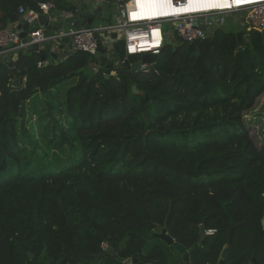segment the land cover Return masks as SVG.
<instances>
[{
    "label": "trees",
    "instance_id": "trees-1",
    "mask_svg": "<svg viewBox=\"0 0 264 264\" xmlns=\"http://www.w3.org/2000/svg\"><path fill=\"white\" fill-rule=\"evenodd\" d=\"M45 1L0 0V29ZM112 52L109 77L85 51L49 61L47 44L16 74L0 65V264H183L176 244L188 264L225 247L223 264H264V145L244 120L264 92V30L164 41L147 70L121 62L122 39ZM164 222L172 245L154 234Z\"/></svg>",
    "mask_w": 264,
    "mask_h": 264
},
{
    "label": "built area",
    "instance_id": "built-area-1",
    "mask_svg": "<svg viewBox=\"0 0 264 264\" xmlns=\"http://www.w3.org/2000/svg\"><path fill=\"white\" fill-rule=\"evenodd\" d=\"M91 1H107L110 3V0ZM132 1L134 0H126L123 5H118L119 9L116 12L115 20L108 21L104 25L80 27L78 29L56 32L51 35H47L44 32L42 25L37 26V21L41 15L48 16L55 10L53 1L40 2L38 4V10L25 9L20 6L18 8V14L32 27L28 30L25 40L20 36V30L16 28L17 23L0 29V58L3 61V58L6 56L12 59L18 50L41 46L49 41L56 42L63 40L64 37L69 38L72 51L80 50L96 55L97 35L100 36L104 49L103 55L107 57L110 55L111 44L102 40L103 37L107 38L109 36H103L104 31H107L108 34L117 32L120 39L124 41L126 52L124 59L128 55L143 52H151L156 55L165 39L170 38L171 40H175V36H178L181 41L192 42L197 39L208 38L215 27L226 24L228 15L236 13L242 14L244 19L242 18L241 25H245L246 30H264V0H241L239 4L235 0H227L228 3L225 7L200 12H186L174 17L157 18L136 13L134 11L136 6L129 5ZM184 1L170 0V2L177 5L184 3ZM59 16L72 20L74 12L60 11ZM199 19L203 20V25H205L204 30L201 28V23L198 22ZM165 25H168V27L165 28ZM154 40H158V46H154ZM121 62H124V60ZM149 68L150 65L148 64L141 63L140 65V70H147Z\"/></svg>",
    "mask_w": 264,
    "mask_h": 264
},
{
    "label": "water",
    "instance_id": "water-1",
    "mask_svg": "<svg viewBox=\"0 0 264 264\" xmlns=\"http://www.w3.org/2000/svg\"><path fill=\"white\" fill-rule=\"evenodd\" d=\"M124 1H126V0H117L114 2V4L123 5ZM109 9H110V4L107 1H103V2H94L91 0L85 1L83 7H81L80 5H76L74 17L72 20L67 22V26L70 28V30H72V29H78L80 27H91L94 25H100L101 23H104V22H99V21H101V19L103 17V13L108 12ZM115 18H116V14H113L110 20L111 21L115 20ZM207 21H208V19H207ZM37 22L42 26L48 27L49 26V16L41 15L38 18ZM198 22L201 23V28L204 30L205 25H203V20L199 19ZM31 27L32 26H30L23 19L22 16L19 17V21L17 22L16 28L20 30V36L23 38V40H25V36H26L28 30L31 29ZM52 31H56V30H52ZM54 33H56V32H52V34H54ZM107 35H109L108 32L104 31L103 36H107ZM110 35L114 39L120 38L117 32H112ZM175 40L181 42V40L178 36H175ZM63 41L68 42L69 38L64 37ZM21 51L22 50H18L16 52V54L13 56V58L9 59L7 62H4L2 60V58H0V65L1 64H7V66L11 68V72L13 74H16V68L14 67V63H15V60L17 58V55L20 54ZM103 53H104V49L102 47L100 36L97 35L96 55L100 56L102 62H107L108 59L105 55H103ZM51 54H52V56L56 57V54L53 51H51ZM41 61H45V58L42 57ZM155 61H156V55L151 53V52H143L140 54L128 55L127 58L124 59V63L128 64L133 70H140L141 63H145V64L150 65V68H155V66H156ZM48 63L49 62L46 60L45 64H48ZM111 66H112L111 64L106 65V68L104 70L105 77L110 76ZM13 83L16 84L17 81L13 80ZM131 91H132V93H138V90L136 89L135 86L131 87ZM262 226L264 228V220H262ZM166 227H167V225L165 222L163 223V226H161L160 224H157L155 231H154V234L157 237H159L160 239H162L164 242H166L167 245H172L174 243V238L167 232ZM174 248L181 255V259H182L183 264H188L189 254L185 250V248L181 244H176ZM226 252H227V248L225 247L223 249V251L221 252L218 264L224 263ZM28 255L30 257L32 256L31 253H28ZM102 256H104V253H100L98 255H95V258H100ZM252 261L254 264H257V262L255 261L254 258L252 259ZM123 262L126 264H130L132 262H134L136 264H144L143 262L139 261L138 258H127Z\"/></svg>",
    "mask_w": 264,
    "mask_h": 264
},
{
    "label": "rangeland",
    "instance_id": "rangeland-1",
    "mask_svg": "<svg viewBox=\"0 0 264 264\" xmlns=\"http://www.w3.org/2000/svg\"><path fill=\"white\" fill-rule=\"evenodd\" d=\"M114 1L116 0H110L109 11L103 13V17L99 22H104L103 24H106L111 19L112 15L116 14V12L119 9V6L117 4H114ZM242 18L243 16L240 13L228 15L226 21V27L232 30L238 29L242 24V20H243ZM166 27H168V25H165V28ZM168 40L171 39L167 38L165 42ZM68 86L69 83H66L64 85L65 88H67ZM37 97H38V102H34L33 104H31V106L28 107L27 117L29 118L31 116V118L28 119L26 122L28 124H32L36 129H38V126L36 124L37 115H35L36 112H32V110L35 109L38 113L39 110H41L44 106H45L44 108L47 109L48 106L46 105L47 103H49V101L44 100V96L42 94H38ZM244 120L247 124L249 133L252 139L254 140L255 144L257 146L264 145V92L261 93L256 98L254 106L244 113ZM108 247L109 245H107L106 243L102 245L104 251H107Z\"/></svg>",
    "mask_w": 264,
    "mask_h": 264
},
{
    "label": "bare ground",
    "instance_id": "bare-ground-1",
    "mask_svg": "<svg viewBox=\"0 0 264 264\" xmlns=\"http://www.w3.org/2000/svg\"><path fill=\"white\" fill-rule=\"evenodd\" d=\"M227 0H185L184 3L177 5L170 0H134L129 5L136 6V13L147 17H174L186 12H200L213 8L227 6ZM158 40H154V46Z\"/></svg>",
    "mask_w": 264,
    "mask_h": 264
},
{
    "label": "crops",
    "instance_id": "crops-1",
    "mask_svg": "<svg viewBox=\"0 0 264 264\" xmlns=\"http://www.w3.org/2000/svg\"><path fill=\"white\" fill-rule=\"evenodd\" d=\"M72 2H74L75 6L76 5H80L81 7L84 6L85 1L88 0H71ZM60 11L54 10L49 16V26H43V30L47 35H51L52 32H62V31H68L70 30V28L67 26V22H69V19H64L61 18L59 16ZM102 25H104L103 23H101ZM100 25H94V26H101ZM37 26H40V24L37 22ZM52 30H56V31H52ZM111 33H109V36H107V38H102L103 41L109 42L111 44V49L109 51L110 55L107 56L108 61L107 62H102L100 56V62H93L89 65L90 69H92L93 71H97L99 68L102 67L103 69V73L104 70L106 68L107 64H111L109 63V61L111 60L112 57V46L113 43L115 42L116 39H114L113 37H111L110 35ZM44 44L50 45L51 46V51H53L56 54V57L52 56L51 59L49 61H55V60H61L63 58H66V56L73 52L70 46V42H65L63 40H59L56 42H46ZM108 44V43H106ZM55 46V47H52ZM4 62H7L10 58H8V56L4 57ZM117 64V62H114V66ZM111 68H110V75L115 74V70H113V64H111Z\"/></svg>",
    "mask_w": 264,
    "mask_h": 264
},
{
    "label": "snow or ice",
    "instance_id": "snow-or-ice-1",
    "mask_svg": "<svg viewBox=\"0 0 264 264\" xmlns=\"http://www.w3.org/2000/svg\"><path fill=\"white\" fill-rule=\"evenodd\" d=\"M235 2H236L237 4H239V3H241V0H235Z\"/></svg>",
    "mask_w": 264,
    "mask_h": 264
}]
</instances>
